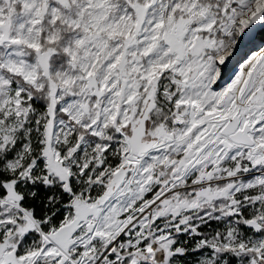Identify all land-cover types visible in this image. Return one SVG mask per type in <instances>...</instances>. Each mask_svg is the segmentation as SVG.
I'll list each match as a JSON object with an SVG mask.
<instances>
[{
	"label": "snow or ice",
	"instance_id": "6c2138e0",
	"mask_svg": "<svg viewBox=\"0 0 264 264\" xmlns=\"http://www.w3.org/2000/svg\"><path fill=\"white\" fill-rule=\"evenodd\" d=\"M0 264H264V0H0Z\"/></svg>",
	"mask_w": 264,
	"mask_h": 264
},
{
	"label": "rangeland",
	"instance_id": "374dc122",
	"mask_svg": "<svg viewBox=\"0 0 264 264\" xmlns=\"http://www.w3.org/2000/svg\"><path fill=\"white\" fill-rule=\"evenodd\" d=\"M246 50V48L243 50V51H245ZM241 52V54L243 53L242 51H240Z\"/></svg>",
	"mask_w": 264,
	"mask_h": 264
},
{
	"label": "bare ground",
	"instance_id": "6f19581e",
	"mask_svg": "<svg viewBox=\"0 0 264 264\" xmlns=\"http://www.w3.org/2000/svg\"><path fill=\"white\" fill-rule=\"evenodd\" d=\"M244 49H245V48H244ZM244 49H242V48H241V50H240V51H242V52H243V50H244Z\"/></svg>",
	"mask_w": 264,
	"mask_h": 264
},
{
	"label": "water",
	"instance_id": "95a60500",
	"mask_svg": "<svg viewBox=\"0 0 264 264\" xmlns=\"http://www.w3.org/2000/svg\"><path fill=\"white\" fill-rule=\"evenodd\" d=\"M242 49H244V47H242Z\"/></svg>",
	"mask_w": 264,
	"mask_h": 264
}]
</instances>
